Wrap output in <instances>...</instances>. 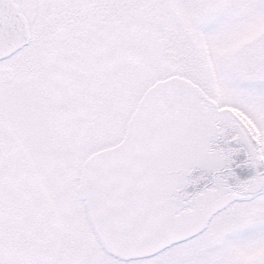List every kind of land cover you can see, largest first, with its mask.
Wrapping results in <instances>:
<instances>
[{"label": "snow or ice", "instance_id": "1", "mask_svg": "<svg viewBox=\"0 0 264 264\" xmlns=\"http://www.w3.org/2000/svg\"><path fill=\"white\" fill-rule=\"evenodd\" d=\"M0 264H264V0H0Z\"/></svg>", "mask_w": 264, "mask_h": 264}]
</instances>
